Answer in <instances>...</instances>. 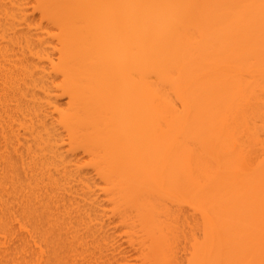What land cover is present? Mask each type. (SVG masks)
Segmentation results:
<instances>
[{
    "label": "bare ground",
    "instance_id": "obj_1",
    "mask_svg": "<svg viewBox=\"0 0 264 264\" xmlns=\"http://www.w3.org/2000/svg\"><path fill=\"white\" fill-rule=\"evenodd\" d=\"M187 263L264 264V0H0V264Z\"/></svg>",
    "mask_w": 264,
    "mask_h": 264
},
{
    "label": "rangeland",
    "instance_id": "obj_2",
    "mask_svg": "<svg viewBox=\"0 0 264 264\" xmlns=\"http://www.w3.org/2000/svg\"><path fill=\"white\" fill-rule=\"evenodd\" d=\"M186 215H187V220H186V254H187V259H189L191 257V244H190V240L193 237V232L190 229V225L189 222L192 221V226H193V220H195V216H194V210L191 209L190 207H187L186 209ZM194 218V219H193ZM197 218V217H196ZM202 227L203 225H201L200 223L198 224V230H197V236L199 237L200 240H203V233H202ZM188 264V263H187Z\"/></svg>",
    "mask_w": 264,
    "mask_h": 264
}]
</instances>
